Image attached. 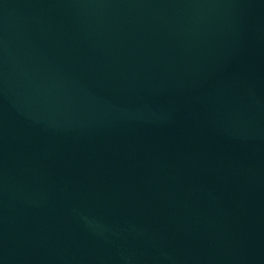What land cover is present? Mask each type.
<instances>
[{
  "label": "water",
  "instance_id": "water-1",
  "mask_svg": "<svg viewBox=\"0 0 264 264\" xmlns=\"http://www.w3.org/2000/svg\"><path fill=\"white\" fill-rule=\"evenodd\" d=\"M0 264H264V0H0Z\"/></svg>",
  "mask_w": 264,
  "mask_h": 264
}]
</instances>
